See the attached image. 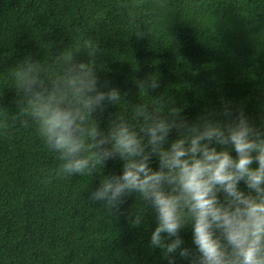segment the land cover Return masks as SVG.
Segmentation results:
<instances>
[{
	"label": "trees",
	"instance_id": "trees-1",
	"mask_svg": "<svg viewBox=\"0 0 264 264\" xmlns=\"http://www.w3.org/2000/svg\"><path fill=\"white\" fill-rule=\"evenodd\" d=\"M87 39L99 45L100 82L128 93L94 115L101 130L115 115L135 123L131 105L160 95L190 121L229 103L264 124V0H0V121L8 125L0 130V264H168L149 246L156 213L138 194L119 215L89 199L103 176L122 174V162L55 177L58 154L17 105L15 72L25 59L38 63L48 84L63 74V53L88 61ZM146 75L160 83L149 97L134 84ZM150 166L158 169L155 157ZM239 188L248 191L243 182ZM130 213L143 216L139 228ZM180 236L194 252L191 224ZM176 264L189 262L177 255Z\"/></svg>",
	"mask_w": 264,
	"mask_h": 264
},
{
	"label": "clouds",
	"instance_id": "clouds-1",
	"mask_svg": "<svg viewBox=\"0 0 264 264\" xmlns=\"http://www.w3.org/2000/svg\"><path fill=\"white\" fill-rule=\"evenodd\" d=\"M83 48L88 61L63 53V74L48 84L30 57L23 62L27 67L15 72L22 92L17 105L61 161L55 177L93 175L118 159L122 174L103 176L89 199L119 215L127 198L138 194L156 213L149 246L160 249L168 264H176L177 255L189 264H264V124L256 127L229 103L190 121L182 109L169 107L165 96L149 97L160 83L146 75L134 84L152 103L131 105L135 123L115 115L101 130L94 115L119 105L128 93L100 82L95 70L99 45L87 39ZM23 126H29L27 120ZM7 127L0 121V130ZM173 132L177 138L170 141ZM153 157L157 170L150 166ZM43 182H49L48 175ZM128 218L136 228L143 221L139 213ZM188 224L194 252L182 246L180 232Z\"/></svg>",
	"mask_w": 264,
	"mask_h": 264
}]
</instances>
